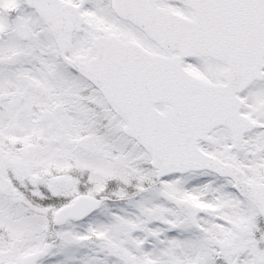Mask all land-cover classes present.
<instances>
[{"label":"snow or ice","instance_id":"obj_1","mask_svg":"<svg viewBox=\"0 0 264 264\" xmlns=\"http://www.w3.org/2000/svg\"><path fill=\"white\" fill-rule=\"evenodd\" d=\"M0 264H264V0H0Z\"/></svg>","mask_w":264,"mask_h":264}]
</instances>
